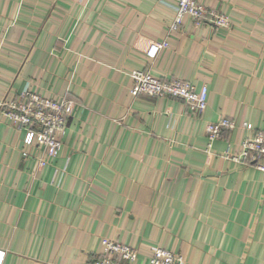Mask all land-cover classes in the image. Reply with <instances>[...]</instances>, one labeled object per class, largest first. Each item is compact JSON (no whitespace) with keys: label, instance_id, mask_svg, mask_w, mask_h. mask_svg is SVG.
<instances>
[{"label":"crops","instance_id":"crops-1","mask_svg":"<svg viewBox=\"0 0 264 264\" xmlns=\"http://www.w3.org/2000/svg\"><path fill=\"white\" fill-rule=\"evenodd\" d=\"M199 1L229 26L170 30L178 0H0V100L29 83L75 101L55 158L0 115L3 264H93L105 237L135 247L133 264L153 246L264 264V172L226 156L252 136L244 124L264 130V0ZM134 70L207 86L206 109L134 96ZM222 117L235 125L209 147Z\"/></svg>","mask_w":264,"mask_h":264},{"label":"built area","instance_id":"built-area-1","mask_svg":"<svg viewBox=\"0 0 264 264\" xmlns=\"http://www.w3.org/2000/svg\"><path fill=\"white\" fill-rule=\"evenodd\" d=\"M191 17L196 25L211 24L215 28H227L229 18L225 14L207 7L199 0H178L176 16L170 30H178L185 17ZM168 42L156 43L150 54L156 57L160 49L168 47ZM134 96L147 94L154 97H175L184 101L188 108L200 115L208 104V87L197 89L191 82L180 78L162 79L154 76L149 70H134L131 73ZM75 101L72 99L56 100L33 91L30 84L14 99L0 100V115L19 130H24L25 146H38L45 155L52 158L58 156L63 146L62 137L73 113ZM234 121L222 117L206 125L209 147L218 139L223 130L234 127ZM245 128L252 130V136L242 142L241 151L237 155L227 152L226 156L234 161L252 165L264 172V130L254 129L246 123ZM24 156L27 152L23 151ZM44 159L40 160L45 165ZM102 253L94 258L93 264H133L138 257V250L122 242L110 238L101 241ZM6 251L0 249V264H3ZM150 264H185V258L160 246L151 248Z\"/></svg>","mask_w":264,"mask_h":264}]
</instances>
